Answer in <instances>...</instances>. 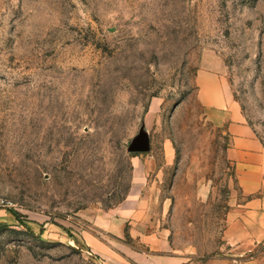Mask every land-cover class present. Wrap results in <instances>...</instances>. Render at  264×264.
<instances>
[{"label": "rangeland", "instance_id": "1", "mask_svg": "<svg viewBox=\"0 0 264 264\" xmlns=\"http://www.w3.org/2000/svg\"><path fill=\"white\" fill-rule=\"evenodd\" d=\"M199 68L264 145V0H0V264H264Z\"/></svg>", "mask_w": 264, "mask_h": 264}, {"label": "crops", "instance_id": "2", "mask_svg": "<svg viewBox=\"0 0 264 264\" xmlns=\"http://www.w3.org/2000/svg\"><path fill=\"white\" fill-rule=\"evenodd\" d=\"M196 80L199 98L207 108L208 117L214 124L223 127L230 138L227 153L236 163L244 191L246 193L263 191L262 194L248 200L244 217L230 223L226 230V239L232 243L248 240L251 236L254 239V233L251 231L260 228V217L264 215V145L246 120L240 103L234 97L223 75L199 68ZM128 201L129 196L119 206H125ZM187 258L186 254H177L162 261L163 264H185ZM207 264L234 262L230 257L221 256L210 259Z\"/></svg>", "mask_w": 264, "mask_h": 264}, {"label": "water", "instance_id": "3", "mask_svg": "<svg viewBox=\"0 0 264 264\" xmlns=\"http://www.w3.org/2000/svg\"><path fill=\"white\" fill-rule=\"evenodd\" d=\"M131 147L136 150H145L149 147V145H148V142L145 141L141 143H134Z\"/></svg>", "mask_w": 264, "mask_h": 264}, {"label": "built area", "instance_id": "4", "mask_svg": "<svg viewBox=\"0 0 264 264\" xmlns=\"http://www.w3.org/2000/svg\"><path fill=\"white\" fill-rule=\"evenodd\" d=\"M7 204H8V201L4 197L0 196V206H4Z\"/></svg>", "mask_w": 264, "mask_h": 264}]
</instances>
